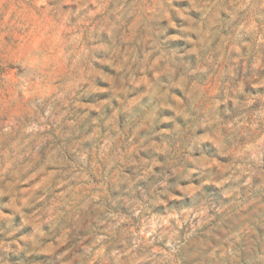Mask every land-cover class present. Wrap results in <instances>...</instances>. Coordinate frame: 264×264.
<instances>
[{
	"label": "rangeland",
	"instance_id": "374dc122",
	"mask_svg": "<svg viewBox=\"0 0 264 264\" xmlns=\"http://www.w3.org/2000/svg\"><path fill=\"white\" fill-rule=\"evenodd\" d=\"M0 264H264V0H0Z\"/></svg>",
	"mask_w": 264,
	"mask_h": 264
}]
</instances>
